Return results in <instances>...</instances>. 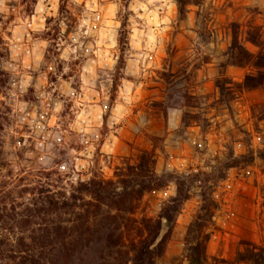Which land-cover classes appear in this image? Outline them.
I'll list each match as a JSON object with an SVG mask.
<instances>
[{
	"label": "rangeland",
	"instance_id": "obj_1",
	"mask_svg": "<svg viewBox=\"0 0 264 264\" xmlns=\"http://www.w3.org/2000/svg\"><path fill=\"white\" fill-rule=\"evenodd\" d=\"M93 2L104 9L103 18L111 19L109 13L114 12L121 21L123 53L124 28L131 13L120 5L127 8L129 0H80L79 4L76 0H0V183L10 186L17 177L47 169L68 173L74 180L95 170L112 177L118 167L135 163L142 149L151 150L156 171L169 174V182L145 195V214L157 217L161 213L176 195L179 179L189 194L175 215L165 252L155 264H189L186 233L205 198L217 203L207 229L206 264H264V78L247 84V77L257 70L242 50L264 52L247 40L255 27L264 35V0H199L183 14L176 1L169 0L171 27L148 74L139 79L125 77L128 64L123 54L111 69L90 65L92 72L86 75L97 77L99 95L84 100L80 73L96 57L83 52L94 38L82 37L80 59L63 61L60 55L72 44L69 35L75 33L85 3ZM41 3L43 11L37 13ZM4 6L9 8L7 14ZM33 17L37 25L43 18L44 31L27 28L24 22L32 23ZM9 25L22 31L27 28L23 43L29 52L32 41L47 42L39 68L32 56L28 67L23 65V54L13 59V48L5 39L13 35ZM61 40L67 44L60 46ZM66 64L70 71L61 80ZM49 65L54 72L48 71ZM62 81L70 83L75 99L61 94ZM105 95L107 112L103 111ZM125 96L131 103H125ZM76 99L100 111L78 121L82 108L74 107ZM61 101V111L54 113ZM42 102L49 109L44 120H40ZM20 105H26L23 112ZM37 123L45 125L43 131L36 128ZM168 227L165 220L163 232Z\"/></svg>",
	"mask_w": 264,
	"mask_h": 264
},
{
	"label": "trees",
	"instance_id": "obj_2",
	"mask_svg": "<svg viewBox=\"0 0 264 264\" xmlns=\"http://www.w3.org/2000/svg\"><path fill=\"white\" fill-rule=\"evenodd\" d=\"M175 1L181 14L189 4L199 3ZM254 29L247 40L264 49V35L260 27ZM242 50L257 70L247 77V84L262 80L264 52ZM155 164L154 152L142 149L135 163L118 167L112 177L95 170L74 180L68 173L47 169L17 177L10 186L0 183V264H155L170 240L176 213L189 198L185 182L179 179L176 195L161 213L145 214V195L169 182V174L160 175ZM216 208L213 198L203 199L188 226L189 264L207 262V229ZM165 220L169 227L163 232Z\"/></svg>",
	"mask_w": 264,
	"mask_h": 264
},
{
	"label": "clouds",
	"instance_id": "obj_3",
	"mask_svg": "<svg viewBox=\"0 0 264 264\" xmlns=\"http://www.w3.org/2000/svg\"><path fill=\"white\" fill-rule=\"evenodd\" d=\"M79 4L80 0H76ZM43 4H38L36 6L37 13L43 11ZM53 8L56 5L52 6ZM121 9L124 12H129L131 15L128 16V24L125 26L124 31L126 32V44L123 46V53H121V44H120V29L121 21L115 19L114 12H110L109 16L111 19L103 18L102 13L104 9L97 5L96 3H85L84 13L80 20V23L75 31V33L69 35V39L72 41V44L64 49L60 55V60L68 61L80 59V56L77 54L78 50L84 47V41L82 37H93V42H90L87 48L84 49L83 55L88 56L89 53H92L96 59H89L87 64L83 67L80 73L81 91L84 94V100H89L91 96H98L99 93H96L95 89L97 87L96 80L97 77L92 75L89 77L86 73L92 72L90 65L107 66L109 69L113 68L115 63L120 59L121 54H123L124 59L127 61L128 67L124 69L125 77L133 76L139 79L142 75H147L149 69L153 66V60L156 55L160 52L163 44V38L167 31L170 30L172 18H171V9L173 5L169 3V0H129L127 8H124L123 5H120ZM15 11V9H12ZM3 12L8 13L9 8L7 6L3 7ZM5 20H7V15H5ZM36 17H33V22L27 24V28H31L33 31H44L45 26L43 18L40 19L39 25L35 23ZM15 24V22H13ZM27 28H14L13 25H9L8 30L13 32L12 37L5 35V39L8 40L9 44L13 48V59H23L24 67H28V57L32 56L35 60V67L39 68L40 63L43 60L42 49L47 46L46 41L35 42L32 41V37L29 36V41H32L33 47L31 52H29L27 44L23 43V35L26 34ZM65 25L61 22V34ZM67 44V41L61 40L60 46ZM75 45V47H73ZM59 50V47L58 49ZM48 71L54 72V67L49 65ZM70 71L69 66L66 64L63 73L61 74V80L63 74H66ZM107 75V72L105 73ZM72 79H75L74 77ZM27 81H25V84ZM108 87H111V77H108L107 81ZM15 87V85H13ZM55 91V88L53 89ZM23 91H26V87L23 88ZM104 82L100 83V92H105ZM61 94L76 98V92L70 87V83L65 84L62 81L61 85ZM13 96L16 95L15 92L12 93ZM43 95V94H42ZM50 95V94H49ZM47 99V97H45ZM105 103L103 105V111H108L107 100L108 97L105 95L103 97ZM125 103H131L127 96L124 97ZM44 108V112L40 116V120H44L48 112V107L42 102L41 105ZM63 102L57 103L56 107L53 109L54 113L61 111ZM74 107L82 108V111L77 114V120L87 119L91 116L93 112H99L100 109L85 107L80 99H76V104ZM26 108V105H20L19 111L23 112ZM13 111H17V108L14 106ZM33 120H35V114L33 113ZM27 119V117H23ZM110 121L112 117L109 118ZM119 119L115 120V123H119ZM55 123V119L52 121ZM109 126L112 124L110 122ZM45 125L41 123L36 124V128L40 131H43ZM71 127V125H70ZM57 140L59 137L57 136ZM87 144V141H82ZM42 147V145H38ZM51 147V145H49ZM43 159V157L41 158ZM66 165H62L61 169L64 170Z\"/></svg>",
	"mask_w": 264,
	"mask_h": 264
}]
</instances>
